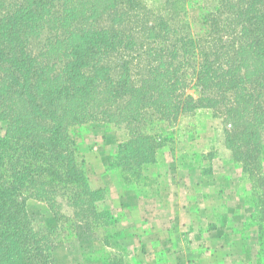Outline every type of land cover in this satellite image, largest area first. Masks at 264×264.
Returning a JSON list of instances; mask_svg holds the SVG:
<instances>
[{
    "label": "trees",
    "instance_id": "obj_1",
    "mask_svg": "<svg viewBox=\"0 0 264 264\" xmlns=\"http://www.w3.org/2000/svg\"><path fill=\"white\" fill-rule=\"evenodd\" d=\"M123 1L131 0H17L15 4L9 2L8 7L0 1V119L7 123L6 136L0 138V264H55L53 251L76 236L75 223L84 224L94 238L96 230L117 223L110 210L97 206L106 199L107 191L89 187L86 164L77 154L73 136L76 129L99 120L123 125L128 131L129 140L118 144L105 167L106 172L118 177L126 191L140 192L139 186L145 184L142 181L148 180L142 175V166L154 163L155 152L163 148L160 138L165 133L155 127L168 112L165 115L158 105L164 99L167 109L170 102L166 95L176 88L164 90L165 83L158 84L162 77L157 74L160 66L149 75L154 92L145 90L147 81L135 87L130 77L112 76L110 62L106 61L110 60L115 38L96 27L99 17L107 16L113 22L120 13L128 14ZM219 1L218 19L222 11L232 14L235 5L242 2ZM246 3L245 11L255 12L264 0ZM237 11L241 15L238 8ZM256 18L264 22V13ZM244 19L258 29L260 23L252 13ZM45 25L53 34L44 42L39 34ZM159 25L166 28L165 22L141 28L155 35ZM38 39L42 47L34 53L29 45ZM247 52L263 55L262 42L254 39ZM233 63L237 65V60ZM230 74L229 70L226 76ZM259 74L246 76L244 81L264 90V72ZM234 84L235 80L217 84L214 91L232 90L236 88ZM200 85L207 88L204 82ZM213 88L212 85L209 90ZM243 101L238 99L236 105L242 106ZM149 113L157 121L148 118ZM152 128L157 137L150 136ZM235 143L238 147L240 140ZM262 151L264 148L260 155ZM233 156L243 174L252 179L256 167L248 160L238 162ZM259 157L250 158L255 159L256 166L263 161ZM253 190L246 200L252 208L251 225L259 231L256 264H261L264 200L250 198ZM29 198L47 203L56 226L33 224L25 207ZM64 204L71 214L60 211ZM122 238L119 233L101 238L104 250L99 259L103 264H123Z\"/></svg>",
    "mask_w": 264,
    "mask_h": 264
},
{
    "label": "rangeland",
    "instance_id": "obj_2",
    "mask_svg": "<svg viewBox=\"0 0 264 264\" xmlns=\"http://www.w3.org/2000/svg\"><path fill=\"white\" fill-rule=\"evenodd\" d=\"M0 1L5 7H8L9 2L17 3V0ZM241 1L235 5L232 14L227 13V10L222 11L220 19L219 0L123 1V9L130 11L128 14L120 13L113 22L107 16L99 17L96 19V27L105 31L107 36L115 38V45L111 52L109 51L110 60L106 61L110 62L112 76L118 79L130 77V84L135 87L147 81L145 90L154 92L149 75L153 73V69L156 70L157 66H160L159 71L156 70L157 74L162 75L158 84L165 83L164 90L176 88L172 94L166 95V101L170 102L167 109L164 99L159 103V110L165 115L168 113L158 125L156 124L155 129L160 128L165 133L160 138L163 148L174 152L181 165H198L205 168L210 176L211 170L217 171L219 168L218 146L223 142L232 152V158L235 154L238 162L248 160L256 167L254 177L251 176L253 180L244 175L243 186L241 182H236L237 188L242 192L244 204L252 211L246 196L254 186L250 198L254 200L261 197L264 200V160L260 155V150L264 148V90L256 84L248 86L244 80L247 79L246 76L264 72V54L256 56L254 52H247L250 42L254 39L260 40L264 47V22L256 18L264 13V4L258 11L246 12L248 0ZM251 13L260 23L258 29L244 19ZM162 22L166 23V28L159 25L155 35L141 28L142 25H157ZM249 25L253 28L251 33ZM246 29L249 31L245 32ZM52 34L49 25H45L39 38L45 42ZM29 47L37 53L42 47V42L39 39L33 40ZM234 60H237V65L233 63ZM229 70L231 74L226 76ZM233 80L236 88H225L222 93L214 91L218 88L217 84ZM201 82L206 83L207 88L202 89ZM212 85L214 88L209 90ZM238 99L244 100L242 106L236 105ZM150 116L151 113L148 118ZM152 118V121H157ZM105 131L113 132L114 136H124L123 133L128 135L123 125L99 120H93L87 126L74 131L80 160L85 162L82 150L92 144V136H100ZM6 132L7 123L0 119V138L6 136ZM151 133L150 136L157 137L153 128ZM228 140L234 141L228 143ZM238 140L240 143L237 147L235 142ZM230 144H233V148ZM253 150L259 152L255 153ZM252 157H259L263 161L256 166L255 159H250ZM110 160L106 162V166ZM142 182L147 185L153 181L148 179ZM29 201L44 206L38 203L27 205ZM25 205L26 212L35 226H56L50 222V218L53 221L55 218L47 203L29 198ZM60 211L67 215L72 212L65 204L61 206ZM78 224L75 223L76 231ZM75 237L61 244L72 245ZM257 251L258 248L255 253ZM261 260V264H264V259Z\"/></svg>",
    "mask_w": 264,
    "mask_h": 264
},
{
    "label": "crops",
    "instance_id": "obj_3",
    "mask_svg": "<svg viewBox=\"0 0 264 264\" xmlns=\"http://www.w3.org/2000/svg\"><path fill=\"white\" fill-rule=\"evenodd\" d=\"M123 135L102 132L82 150L89 187L107 191L97 206L110 210L117 223L96 230L97 238L79 223L75 242L53 251L55 264H103L101 238L112 233L123 235V264H256L259 231L250 225L252 211L236 183L243 186L244 174L223 142L219 168L210 176L205 168L181 165L174 152L158 149L154 163L142 166L152 184L134 192L124 190L118 177L105 170L118 144L129 140ZM32 203L27 205L38 202ZM50 222L56 225V220Z\"/></svg>",
    "mask_w": 264,
    "mask_h": 264
}]
</instances>
